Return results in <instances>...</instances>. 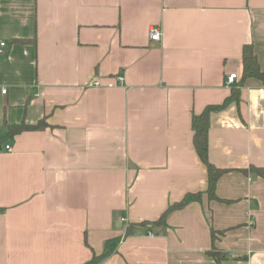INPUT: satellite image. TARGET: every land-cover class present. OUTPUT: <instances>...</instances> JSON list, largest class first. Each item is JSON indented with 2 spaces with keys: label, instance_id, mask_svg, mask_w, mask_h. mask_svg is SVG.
<instances>
[{
  "label": "crops",
  "instance_id": "obj_1",
  "mask_svg": "<svg viewBox=\"0 0 264 264\" xmlns=\"http://www.w3.org/2000/svg\"><path fill=\"white\" fill-rule=\"evenodd\" d=\"M2 42L0 264H264V0H0Z\"/></svg>",
  "mask_w": 264,
  "mask_h": 264
},
{
  "label": "trees",
  "instance_id": "obj_2",
  "mask_svg": "<svg viewBox=\"0 0 264 264\" xmlns=\"http://www.w3.org/2000/svg\"><path fill=\"white\" fill-rule=\"evenodd\" d=\"M15 42L18 44H25L28 42V40H16ZM248 79H255L264 86V72L259 67L257 57L254 54L252 47L250 45H245L242 48V75H241L240 84H243ZM233 97L237 98V92L234 91V94H232L231 99ZM219 108L221 107H209L201 115L194 116L192 119V129L194 131L193 145L200 161L205 165L208 175L207 195L209 199H215V200L217 199L215 195L216 183L218 179L224 173H226V170L216 168L214 165H212L209 162L208 129H209L210 111L217 110ZM43 126H44L43 123H38L35 126H27L21 124L17 126H9L8 129H9V133L15 135L28 129H33V130L40 129ZM252 171L256 173V175L264 179V168H252ZM183 204L184 201L175 205L174 208L182 207ZM209 254L214 258H216V260L223 258V256H220L215 252H210ZM93 262H95V257Z\"/></svg>",
  "mask_w": 264,
  "mask_h": 264
},
{
  "label": "built area",
  "instance_id": "obj_3",
  "mask_svg": "<svg viewBox=\"0 0 264 264\" xmlns=\"http://www.w3.org/2000/svg\"><path fill=\"white\" fill-rule=\"evenodd\" d=\"M160 31L157 29V28H152L150 29L149 31V38L151 41H159L160 40ZM6 47V44L4 42L0 43V55L3 54V50L4 48ZM237 79V76L235 74H232V75H229L226 79V85H232L234 83V81ZM123 81V78L121 77H118L117 78V82L119 84H121ZM93 86H99V82L97 81H94L92 83ZM114 84L113 83H109L108 84V87H113ZM6 91L5 90H2V93L4 94ZM126 219H121V221L125 222Z\"/></svg>",
  "mask_w": 264,
  "mask_h": 264
}]
</instances>
